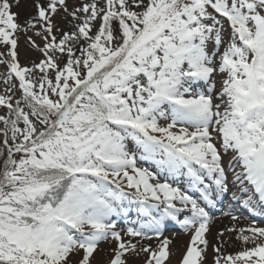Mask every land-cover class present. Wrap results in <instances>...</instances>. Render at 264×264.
Masks as SVG:
<instances>
[{
	"label": "snow or ice",
	"instance_id": "6c2138e0",
	"mask_svg": "<svg viewBox=\"0 0 264 264\" xmlns=\"http://www.w3.org/2000/svg\"><path fill=\"white\" fill-rule=\"evenodd\" d=\"M19 5L0 0V264L105 244L107 264H171L173 225L180 264H206L225 202L214 264H264V0H33L22 23Z\"/></svg>",
	"mask_w": 264,
	"mask_h": 264
},
{
	"label": "rangeland",
	"instance_id": "374dc122",
	"mask_svg": "<svg viewBox=\"0 0 264 264\" xmlns=\"http://www.w3.org/2000/svg\"><path fill=\"white\" fill-rule=\"evenodd\" d=\"M72 3H73V0H69L70 6ZM12 11L20 13L19 18H20V22L22 23L30 15L35 14V8L33 6V0H20V5L18 7L14 6ZM31 34L32 33H28V35H31ZM34 39H37V42L41 43V41H39L38 38L34 37ZM0 50H2V49H0ZM18 52H19V60H20V63L22 65H30L33 60L38 62L39 59L42 58L41 54L39 52L30 48L25 43V37L23 34H21V36H20ZM5 71H6V68L3 65H0V94H2L5 90V88L7 87V85L4 83V77L2 75ZM17 95H19V92H17ZM2 111L3 110L0 109V112H2ZM240 214H237V215H240ZM243 216L248 217V219H242L241 220V221L245 220L244 221L245 225L248 224L251 221V219H253V217H250V215H248L246 213L245 214L243 213ZM222 219L228 220L229 218L218 215L217 220H222ZM256 219L258 220V222L260 221L259 218H256ZM226 225H230V224L215 225V223H214V225L212 226V230H211L210 234L208 235V239H209L210 243H209V248H208V252H207L206 264H214V260H213L214 253L212 251V245L218 244L216 234L219 230H222ZM121 226H123V225H121ZM241 226H244V225L241 224ZM165 235H168L169 237H174L173 245H172V251L174 254L172 255L171 259H174L176 262L180 263V260L182 259V256L185 252L186 246H187L188 241H189L186 239L189 238V236L184 234L178 225H173L169 229V231L165 233ZM178 237H180V238L182 237V239H178ZM151 243L155 244V241H153ZM240 247H241L240 242L235 241V239L230 241L229 244L224 245V248L228 253H234L236 251H239ZM101 248L104 249V251H98L96 253L93 264H107V261L110 258V255H109L110 246L105 244V245H101ZM143 260H144V257H140V258H134L133 257L130 259V264H143Z\"/></svg>",
	"mask_w": 264,
	"mask_h": 264
},
{
	"label": "bare ground",
	"instance_id": "6f19581e",
	"mask_svg": "<svg viewBox=\"0 0 264 264\" xmlns=\"http://www.w3.org/2000/svg\"><path fill=\"white\" fill-rule=\"evenodd\" d=\"M228 210V207L226 206H223L222 210H221V215L220 216H223L222 215V212L223 211H227ZM243 209H241L239 212H241ZM239 212H235L236 213H239ZM215 217V215H214ZM217 221V222H216ZM245 220L241 221V224L242 225H245ZM224 224H230V225H226V226H231V223H230V220H226V219H222V220H217V217H215V225H224ZM178 239H182V237H178ZM186 240H189V238H187ZM171 264H180L179 262H176L174 259H171Z\"/></svg>",
	"mask_w": 264,
	"mask_h": 264
}]
</instances>
